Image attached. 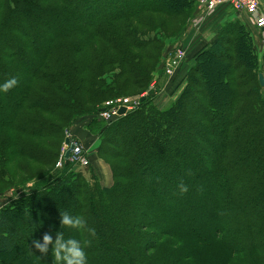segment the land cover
<instances>
[{
	"label": "trees",
	"instance_id": "1",
	"mask_svg": "<svg viewBox=\"0 0 264 264\" xmlns=\"http://www.w3.org/2000/svg\"><path fill=\"white\" fill-rule=\"evenodd\" d=\"M198 1L0 0V83L18 80L0 93V183L29 191L0 209V264H53L32 247L45 233L85 238L61 229V211L95 229L89 264H264V71L251 32L228 23L187 55L169 107L155 104L159 81L149 91ZM145 92L135 111L98 121L107 101ZM90 117L77 131L100 141L110 187L68 162L53 174L65 130Z\"/></svg>",
	"mask_w": 264,
	"mask_h": 264
},
{
	"label": "rangeland",
	"instance_id": "2",
	"mask_svg": "<svg viewBox=\"0 0 264 264\" xmlns=\"http://www.w3.org/2000/svg\"><path fill=\"white\" fill-rule=\"evenodd\" d=\"M260 7L262 9V12L264 13V7L262 6L261 3H260ZM158 18L161 19V20H164L161 17H158ZM170 32H172V31H170ZM184 34H185V32H184ZM184 34L180 38L177 37V38H175V39H173V40H171L170 42L167 43V46H166V50L167 51H166L165 56L167 55V53H168V55H169V53H172L174 49H176V48H178L180 46V44H182V45H183V43L186 44V41L184 39L182 40V38L184 37ZM223 39H226V37L225 38L223 37ZM190 43L191 42H189V44ZM183 48H184V50L186 52V57H187V54L189 56L190 54L193 53V52L190 51V49H191L190 46L187 49L186 46L183 45ZM257 48H258V53H259V57H260V60H261L262 70L264 71V34L261 35V40H260V43H258ZM169 79L170 78L165 77L163 75V72L161 71V73H158L156 75V78L153 81V82H156V88H157V82L159 81L160 87H163V89H164L163 92H162L163 96H161L155 102V104L158 107H160V108L169 107L170 104L173 103L179 97L180 93L182 92L183 88L185 87V86L181 87V89H179L177 94H173L175 92V89L172 90L173 93H172V91L168 90L171 87L170 86V82L171 81H169ZM150 88H149L150 93L151 92H155L156 88L153 89V90H151ZM165 90H166V92H165ZM148 93L149 92H145L143 94V96L144 95L147 96ZM132 95L133 96L123 97V98H129V99L135 100V99H138V98L141 97V95L140 96L139 95H134V94H132ZM118 99H120V98H118ZM92 119L93 118L90 117L89 119L79 120L72 127H70L69 129L65 130V132L63 134L62 147L60 149V156L58 158L56 166L53 169V174L57 175L61 170L64 169V167L67 164V162L66 163L64 162V165H63L62 169L57 168V164L61 161L62 155H63L64 151L66 150V147L68 146L66 141L69 140V142L74 141V142L78 143L79 145H81L84 148V150H85L84 156L88 157V160H89V166L88 167H83L81 165H77V164H73V163L68 162L70 165H72L69 168L73 169L74 172L78 173L79 176H81L84 180H86L89 183L93 182V178H94L95 175L98 177V173L99 172H105V174L110 175L112 177V184H113V174H112L110 165L99 156V152L98 151H97V154H96L97 156H95L94 152L91 151L90 148L87 146L88 145V142H87L88 140H81L75 134L76 130L80 129V127L81 128H83V127L87 128L90 123L92 124L93 123ZM98 121H101V120H98ZM96 140L99 141L97 138H96ZM96 140L94 141V143H96ZM99 145H100V141H99ZM23 161H25V160H23ZM24 164H28V167H29L30 163L28 162V160H26ZM9 172H10V174L13 175L16 172V167L13 166V165H10ZM110 176H109V179H110ZM32 184L33 183L27 185L26 189L32 188ZM22 192L23 193H21V192L20 193H18V192L15 193V188L14 187L12 188V186H9L6 183H0V207L9 208L11 205L14 204L15 201H17L20 197L25 196L29 191L28 192L22 191ZM56 196H59V195H56ZM45 220H46V223L50 222L48 217H45Z\"/></svg>",
	"mask_w": 264,
	"mask_h": 264
},
{
	"label": "built area",
	"instance_id": "3",
	"mask_svg": "<svg viewBox=\"0 0 264 264\" xmlns=\"http://www.w3.org/2000/svg\"><path fill=\"white\" fill-rule=\"evenodd\" d=\"M198 5L203 13L214 11L220 7H230L236 13L247 15L254 19L256 27L258 29H264V13L260 7L259 0H199ZM186 59V52L183 45L173 50L172 53L166 58L165 65L163 67V75L167 78L172 79L175 77L181 65ZM169 79V80H170ZM156 88V82H153L151 90ZM146 95H141L138 99L120 98L116 100L107 101L100 113L98 114L99 120L105 123H112L113 121L121 118L119 115L122 109L126 110V115L130 112L135 111L141 105V99L145 98ZM73 148L70 158L66 159V153ZM84 148L78 143L71 141L70 145L66 147L62 155L61 161L57 164V168L62 169L64 162H70L73 164L81 165L83 167L89 166L88 157L84 156ZM86 154V153H85Z\"/></svg>",
	"mask_w": 264,
	"mask_h": 264
},
{
	"label": "clouds",
	"instance_id": "4",
	"mask_svg": "<svg viewBox=\"0 0 264 264\" xmlns=\"http://www.w3.org/2000/svg\"><path fill=\"white\" fill-rule=\"evenodd\" d=\"M18 80L16 77L0 83V93H7L15 86ZM181 194L188 192V186L181 182L178 186ZM61 229L74 230L85 238L78 239L74 236H66L64 231H58L54 235L45 233L41 239L32 241V247L42 255H47L51 250L53 264H89V256L86 249L91 244L92 237L96 231L89 226V221L84 215H72L68 211L60 212Z\"/></svg>",
	"mask_w": 264,
	"mask_h": 264
},
{
	"label": "crops",
	"instance_id": "5",
	"mask_svg": "<svg viewBox=\"0 0 264 264\" xmlns=\"http://www.w3.org/2000/svg\"><path fill=\"white\" fill-rule=\"evenodd\" d=\"M259 2L264 7V0H259ZM236 21L241 22L248 28V30L252 34L255 46L257 48L258 43H260L261 40V35L264 34V30L258 29L256 27L255 21L252 18L248 17L247 15L238 14L233 9L226 6L217 8L211 12L203 13L198 3L195 7V11L192 17L188 20V25L184 37L182 38V40L184 39L186 41V44L183 43V45L186 46L187 49L190 46L191 52H196L198 49L206 45H212L217 39L223 27L228 23ZM189 42L191 43L189 44ZM183 64V66L181 65L182 68L185 66V63ZM182 68L180 69L181 74L183 72ZM161 96H159L158 99ZM75 134L81 140H88L87 146L91 151L94 152L95 156H97L96 154L99 147V142L96 141V143H94L96 139L89 137L85 132H79L76 130ZM109 176L110 175L105 174V172L98 173V177L102 185L105 187H110L112 185V177L110 176L109 179Z\"/></svg>",
	"mask_w": 264,
	"mask_h": 264
},
{
	"label": "water",
	"instance_id": "6",
	"mask_svg": "<svg viewBox=\"0 0 264 264\" xmlns=\"http://www.w3.org/2000/svg\"><path fill=\"white\" fill-rule=\"evenodd\" d=\"M259 83H260V86L264 89V75L263 74H260L259 75ZM145 99L143 98L142 101H144ZM120 116H124L126 115V110L125 109H122L119 113ZM67 145H70V142L69 140L66 141ZM73 148H71V150H69L67 153H66V159H69L70 158V155H71V152H72Z\"/></svg>",
	"mask_w": 264,
	"mask_h": 264
}]
</instances>
